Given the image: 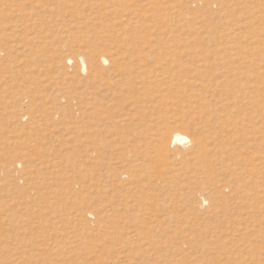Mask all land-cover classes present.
Segmentation results:
<instances>
[{
  "label": "rangeland",
  "instance_id": "1",
  "mask_svg": "<svg viewBox=\"0 0 264 264\" xmlns=\"http://www.w3.org/2000/svg\"><path fill=\"white\" fill-rule=\"evenodd\" d=\"M0 264H264V0H0Z\"/></svg>",
  "mask_w": 264,
  "mask_h": 264
},
{
  "label": "bare ground",
  "instance_id": "2",
  "mask_svg": "<svg viewBox=\"0 0 264 264\" xmlns=\"http://www.w3.org/2000/svg\"><path fill=\"white\" fill-rule=\"evenodd\" d=\"M102 59L106 60V58L104 56L102 57ZM81 61H82V65H84V69H86V63H85L83 57L81 58ZM69 62H70V60H69ZM188 140H189V138L185 134L180 133V132L174 133V135L172 137V142L174 144H176V143L185 144Z\"/></svg>",
  "mask_w": 264,
  "mask_h": 264
}]
</instances>
